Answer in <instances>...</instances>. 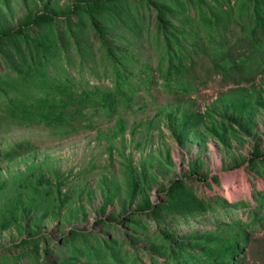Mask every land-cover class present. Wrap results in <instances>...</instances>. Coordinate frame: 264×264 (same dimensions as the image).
<instances>
[{"label": "rangeland", "instance_id": "374dc122", "mask_svg": "<svg viewBox=\"0 0 264 264\" xmlns=\"http://www.w3.org/2000/svg\"><path fill=\"white\" fill-rule=\"evenodd\" d=\"M74 2L0 0V31L49 15L0 53V264L164 262L159 224L134 213L178 179L210 210L190 222L165 211L162 227L222 243L248 223L238 264H264V27L250 0H103L108 51ZM224 52L251 55L239 85L214 66ZM56 85L93 99L75 132L6 116L8 99Z\"/></svg>", "mask_w": 264, "mask_h": 264}, {"label": "trees", "instance_id": "16d2710c", "mask_svg": "<svg viewBox=\"0 0 264 264\" xmlns=\"http://www.w3.org/2000/svg\"><path fill=\"white\" fill-rule=\"evenodd\" d=\"M85 4L91 19V23L95 30H97L103 47L108 51V46L102 39L98 31V25L96 23L95 15L102 9L103 0H75L73 7H78L80 4ZM252 11L254 15V21L256 27H264V14L263 5L264 0H250ZM49 15L43 13H37L29 17L27 23L23 26H19L16 29L0 31V53L5 42L11 41L15 35L22 33L27 29H32L34 26H38L42 23L43 19L48 18ZM52 20V18H49ZM159 26L161 16H158ZM253 50H257L256 44H254ZM259 49V48H258ZM220 50L214 51V55L218 57ZM224 59L221 63L215 62L214 66L217 69H221L225 73L233 72L238 77L236 85H239L243 80L249 76L248 67L251 55L242 59L240 56H235L231 59L228 52H224ZM182 61L179 62V66L182 65ZM171 65H173L171 63ZM112 104H115L113 98H110ZM93 101L89 98L88 93H81V95H75L65 85H56L47 91L44 95L36 98L33 102H24L18 99H8L5 107V114L14 123L19 126L27 124H43L49 128L58 130L61 134H70L78 130L81 126V121L87 120V106L88 103ZM103 102V100H102ZM109 102V101H108ZM218 136L217 133H212ZM258 157L256 154H251L250 162H253ZM164 195L167 202L160 203L158 206H149L145 208H138L135 210L137 216H149L157 221V235L160 239V247L164 250L163 256L165 261L160 262L153 258L149 264H238V255L240 254L239 247L241 242H246L248 238V231L246 227L248 223H242L238 220L236 224H231V229L237 230V233H231L228 237L223 238V242L219 243L210 238H203L198 235L199 231L190 230L186 232V235L176 234L174 231H170L169 227L159 222L161 213L168 211L170 214H177L180 216V220L190 222L198 216L206 214L210 210V205L203 200L196 198L189 192L184 184L183 179L173 180L169 182L164 189ZM227 205L228 202L224 201ZM233 208H237L238 204H233ZM123 221H121L122 224ZM250 225V224H249ZM228 226V225H227ZM225 227V228H224ZM226 225L217 227L216 230H210L211 232H227ZM126 234V233H125ZM127 236V234H126ZM129 236V235H128ZM203 240V241H201ZM201 246V247H200ZM200 247L198 251H194V248Z\"/></svg>", "mask_w": 264, "mask_h": 264}]
</instances>
